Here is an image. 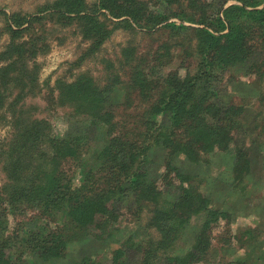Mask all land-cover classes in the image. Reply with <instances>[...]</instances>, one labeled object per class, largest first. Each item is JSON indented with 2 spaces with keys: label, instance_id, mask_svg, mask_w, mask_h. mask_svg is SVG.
I'll list each match as a JSON object with an SVG mask.
<instances>
[{
  "label": "rangeland",
  "instance_id": "obj_1",
  "mask_svg": "<svg viewBox=\"0 0 264 264\" xmlns=\"http://www.w3.org/2000/svg\"><path fill=\"white\" fill-rule=\"evenodd\" d=\"M52 1L0 0V204L6 207L1 216L0 240L2 237L14 240L15 235L20 237L36 225L45 224L48 230L55 220L64 221L49 220L34 209L8 200L7 205L4 200L2 188L10 183L5 166L10 161L14 134L21 127L42 120L48 126L43 127V133L50 129L57 137L66 133L81 137L78 155L64 159L60 165L73 186L79 185L81 162L92 160L93 152L104 144L106 136L119 135L137 145L148 144L141 154L142 167L146 176L154 180L160 201L174 200L180 185L177 172L189 178L207 199V207L226 215L211 224L210 248L205 258L195 264H264V48L258 37L248 56L236 55L222 69H215L211 78L212 95L208 100L221 107L236 108L231 113L236 122L230 128L231 146L246 152L248 169L235 172L230 145L201 152L198 160L191 161L183 154L167 155L159 141L150 138L143 141L142 135L145 111L162 90L165 75L177 71L183 76L195 68L193 27L197 24L178 17L193 13L195 7L190 3L208 0H177L168 11L177 14L169 17L168 22H179L192 29L161 24L152 29L111 24V33L89 51L86 50L89 40L82 38L72 20L62 22L54 13L43 11L44 5ZM84 1L90 4L94 0ZM210 1L221 3L222 7L239 4L235 0ZM11 14L26 20L18 27L11 26L16 29L13 31L7 18ZM76 78L89 79L97 91L103 90V105L111 112L108 117L113 122L111 131L103 124L93 123V118L85 113L59 105L57 84ZM154 79L158 83L154 84ZM168 114L157 111L153 119L157 124L168 125ZM113 198L116 217L109 218L101 238L74 228L67 230L69 226L64 224L63 231L67 230L69 239L62 256L43 263L75 264L82 257L92 263L106 262L116 247L135 251L128 253L129 258L139 256L134 244L144 245L159 235L149 222L152 205L142 203L138 209L131 191ZM203 217L204 213H199L188 218L169 248L171 254L190 247ZM21 246L14 252H20L28 262H37L35 254L23 251Z\"/></svg>",
  "mask_w": 264,
  "mask_h": 264
},
{
  "label": "trees",
  "instance_id": "obj_2",
  "mask_svg": "<svg viewBox=\"0 0 264 264\" xmlns=\"http://www.w3.org/2000/svg\"><path fill=\"white\" fill-rule=\"evenodd\" d=\"M235 1L239 4L225 7L210 0L198 4L192 2L190 4L195 7L193 13H183L178 17L197 24L193 27L196 36L193 50L197 58L195 68L183 76H179L177 71L167 73L164 82L160 80L165 84L145 111L142 132L143 141L148 142L149 138L153 142L159 141L169 156L183 154L196 161L201 152L231 146L230 128L236 124L231 113L236 108L232 105L221 107L208 100L212 95L211 78L215 69H222L224 63L236 55L246 53L248 56L255 48V38L258 37L264 48V0ZM176 2L94 0L88 4L84 0H53L44 5L43 11L54 13L62 22L72 20L82 38L89 40L86 48L89 51L111 33V24L124 23L145 29L161 24L180 30L192 29L179 22L167 21L177 15L175 11L168 12ZM260 4L262 6L258 7ZM7 18L12 22L10 28L26 22L16 14ZM13 30L16 29H10ZM154 80V84L158 83L157 79ZM57 88L59 105H69L75 113H85L93 118V123L103 124L107 131L112 130L113 122L108 117L111 112L103 105V90L97 91L89 79L76 78L69 83L57 84ZM157 111L169 113L168 125L155 123L153 116ZM43 127L48 126L38 120L15 132L9 148L10 161L5 166L10 183L2 188L6 194L4 200L7 205L10 201L34 209L49 220L61 218L64 221L55 220V225L48 230L45 224L36 225L33 230L21 233L20 237L15 235L14 240L2 237L0 264H44L49 259L60 258L65 241L69 239L66 236L69 229L101 238L109 218L114 220L116 217L113 196H122L125 191L133 193L138 209L142 203L152 205L149 222L158 231V237L148 239L141 246L134 244L139 249L136 251L139 256L133 258L128 257V253L133 251L116 247L106 262L92 263L89 258L82 257L75 264H195L205 258L210 248L211 224L226 215L223 211L207 207V199L186 175L182 177L177 172L180 185L174 200L160 201L154 180L146 176L142 167L141 154L148 144L137 145L131 140L121 139L119 135L106 136L104 144L93 152L92 160L81 162L79 185L73 186L60 165L64 159L78 155L81 137L69 133L57 137L50 129L43 133ZM180 133L183 138H180ZM231 147L232 169L235 172L248 169L246 152L241 147ZM5 209L0 204V222ZM199 213H204V217L190 247L182 253L171 254L169 248L174 245L184 223ZM64 224L69 226L65 231ZM21 244L23 251L35 254L37 262H28L20 252H14Z\"/></svg>",
  "mask_w": 264,
  "mask_h": 264
}]
</instances>
